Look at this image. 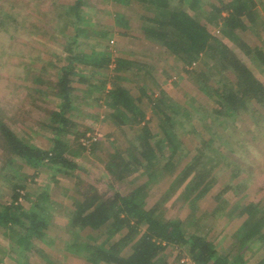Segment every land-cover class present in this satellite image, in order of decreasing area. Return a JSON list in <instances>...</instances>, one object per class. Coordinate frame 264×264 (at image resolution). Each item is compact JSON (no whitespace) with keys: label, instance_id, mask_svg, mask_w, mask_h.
<instances>
[{"label":"trees","instance_id":"16d2710c","mask_svg":"<svg viewBox=\"0 0 264 264\" xmlns=\"http://www.w3.org/2000/svg\"><path fill=\"white\" fill-rule=\"evenodd\" d=\"M90 1L74 0L63 12L67 18L63 30L67 42L62 45L63 60L55 65L57 77L33 80V88L58 99L56 110L51 111V124L47 126L50 135L46 137V145L27 143L15 132L12 124L0 116V150L12 162L33 170L35 178L51 170L54 180L59 174L76 180L82 191H76V197L72 198L67 226L71 229L69 240L72 239V247L86 256L88 264H181L182 256H186L191 264H246L247 254L252 252L249 246L264 243V211L260 209L261 205L238 202L229 212L231 215L241 209L239 215L244 231L240 254L234 261L230 254L218 253L208 231L201 227L190 230L201 217L202 200L214 186V183L208 184L202 190L212 160H205L204 155L196 150H186V131L182 128L187 121L193 120L192 114L186 105L160 91L159 86L158 92L146 96V109L140 96L125 92V83L129 82L127 75L138 76L139 69L134 70L135 62L124 57H115L111 61L109 59L113 55L107 52H103L105 58L102 61H89L90 57L96 56V52L88 54L83 48L90 39L101 38L110 45L118 28L124 31L131 29L127 20L119 16V20L109 28L98 29L96 23L93 31L88 30ZM112 2L125 7L136 4L149 36L161 39L164 59L178 62L200 91L205 92L201 81L206 83L208 75L220 72L222 81L216 83L213 93L226 114L235 118L245 116L251 110L250 105L252 110L264 114V82L225 41L239 43L237 36H246L252 31L264 32L254 12L257 7L255 0L220 1L219 6L211 5V12L200 0ZM209 25L217 28L220 35L212 33ZM119 34L127 36L122 32ZM240 48L251 61L257 60L252 57L250 45L243 42ZM258 61L264 67V57ZM89 68L103 70V73H98V84L91 87V94L97 106L101 102L106 105L109 111L106 119L115 127V132L120 133L119 137L115 133L110 134L104 143L94 142L93 151L106 152L107 159L103 163L111 177L124 179L117 171L119 158L123 157L135 175L146 178L126 195L113 185L100 189L74 174L80 166L73 159L69 138H74L81 149L86 148L81 143L85 135L77 132L71 114L77 110L75 101L81 98L77 85L90 84L84 75ZM107 69L111 71L109 75L104 73ZM259 71H264V68ZM147 110L150 120H147ZM183 154L190 156L191 160L180 169ZM229 174L235 181L241 172L230 170ZM161 181L171 182L170 186L151 205L148 203L149 188ZM180 188H183L182 196L187 197L186 204L190 210L187 217H173L161 212L162 204ZM232 188L225 187L227 191ZM26 190V186H15L9 199H0V234L11 239L19 250L16 253L21 255L14 263L7 257L14 255L13 250L8 255L0 253V264H38L29 259L34 252L48 264H53L52 257L45 251V248H50L48 240L54 226L49 190L45 188L29 209L21 202ZM175 249L180 251V255L172 262L170 257Z\"/></svg>","mask_w":264,"mask_h":264},{"label":"rangeland","instance_id":"374dc122","mask_svg":"<svg viewBox=\"0 0 264 264\" xmlns=\"http://www.w3.org/2000/svg\"><path fill=\"white\" fill-rule=\"evenodd\" d=\"M73 1L0 0V116L11 123L15 132L29 144L44 146L47 142L46 137L50 135L47 126L51 124V111L56 110L58 99L52 94L33 88V80L37 77L44 80L57 77L55 65L63 60L62 45L67 42L66 33L63 32L67 18L63 16V12L65 8L72 5ZM200 1L211 12V5L219 6L220 1L231 0ZM255 2L257 4L254 9L255 15L264 28V0H255ZM90 3L92 8L89 13L88 30L93 31L96 23H98V29L109 28L119 20V16L128 13L131 18H128L127 22L132 24L134 30L127 31L128 37L112 38L110 45L107 42L91 39L83 46L84 50L91 54L90 44L91 47L98 45L96 47L99 50L98 53L104 51L113 55L109 59L111 61L116 59L115 57L131 58L137 66H143L140 63L141 59L138 58L144 57L147 53L144 52L145 47L142 45L145 39L143 33L135 30L138 25H141L138 21L136 4L129 8L115 4L112 0H91ZM209 29L215 35H220L214 26L209 25ZM237 38L239 43L227 39L225 41L264 82V71H259L264 67L260 66L258 61L264 57V32L258 34L252 31L246 36H237ZM243 42L252 47V57L255 56L257 60L251 61L241 51L240 46ZM99 43L102 44L99 45ZM152 53L157 56L158 52ZM147 56L150 65L153 66L155 63L162 76L160 85L165 94L180 104L186 105L192 114L193 120L190 123L187 121L182 128L186 131L184 137L186 150H196L204 155L205 160H212L202 190H205L208 184L214 183V186L202 200L201 217L190 227V230L194 231L201 227L208 231L218 253H228L234 261L240 254V242L244 231L239 215L241 209H237L231 215L229 212L238 202L260 204V209L264 211V114L252 110L251 105V110L245 116L235 118L226 114L224 107L220 106L213 93L216 83L222 81L221 73L218 71L208 75V82H200L205 89V92H202L188 79V74L180 68L181 65L178 62L172 59L168 62L159 57ZM103 58L105 56L101 57L98 54L90 57L89 61L96 59L102 61ZM176 68L178 70H175ZM110 70H104V73L109 75ZM134 70L136 71L137 67ZM98 73H103V70L94 68L84 72L91 85H77L81 91V98L75 101L77 110L72 112L71 117L77 125L78 133L100 137L98 144H101L106 142L110 134L115 133L119 137L120 133L115 132V127L107 121L106 115L109 111L106 105L101 102V105L97 106L93 101L91 93L95 84H98L100 77ZM129 77L131 82H134V88L138 89L135 81L140 80L139 77L131 75ZM150 81L144 86V92L140 91L147 97L157 91L155 84ZM150 118L151 115L148 112L147 120ZM126 131L129 129L126 128ZM93 145L89 149H81L74 138H69V148L74 156L73 159L80 166V169L74 173L75 177H82L85 182L92 183L100 189L113 185L124 195L146 181V178L133 173V168L123 157L119 158L117 171L124 179L111 177L103 163V160L107 159L106 152L102 150L94 152ZM151 152L154 151L151 150ZM182 157L180 169L191 160L190 156L186 157L183 154ZM230 170L241 172L235 181H232ZM33 174V170L24 169L12 162L0 150V199H9L14 194L15 186H26L27 190L24 192L26 195L21 202L25 208L29 209L47 188L51 196L50 211L54 226L48 240L51 243L50 248H45V251L52 257L53 264H88L86 256L72 247V239L69 240L72 236L71 229L67 226L72 198L76 197V191H82V189H79L73 177L59 174L54 180L52 176L54 172L51 170H46L36 178ZM170 183L161 181L149 188L148 203L153 205L157 202L168 190ZM227 186L234 188L227 191L225 189ZM182 191L183 188H180L172 193L162 204L161 212L173 217H187L190 210L186 204L187 197L182 196ZM110 193L112 194L113 191ZM249 248L252 252L247 254L246 264H264V243L256 247L250 245ZM17 250L11 239L0 234V253L8 255L12 251L14 255L7 257L14 262L21 258V255L16 253ZM178 255L180 251L175 249L170 261L173 262ZM29 259L38 264H48L35 252ZM181 264L191 263L186 256H182Z\"/></svg>","mask_w":264,"mask_h":264},{"label":"crops","instance_id":"0c3cea01","mask_svg":"<svg viewBox=\"0 0 264 264\" xmlns=\"http://www.w3.org/2000/svg\"><path fill=\"white\" fill-rule=\"evenodd\" d=\"M127 7V6H126ZM129 7V6H128ZM130 8V7H129ZM123 13V12H122ZM136 14V13H135ZM137 15H138V21L140 22V24L141 25H138V27L135 29L136 31H140L141 33H143V35H144V37H145V39L143 40V46L145 47V51L144 52H146L147 53V55H149V56H151V57H159L161 60L162 59H164V57H163V53H162V48H161V46H162V41H161V39L160 38H158L159 36H155V37H151V36H149V34L147 33V31H148V28H145L144 27V25H143V23H144V20L142 19V17H139V13H137ZM123 17H124V19L125 20H127L128 18L130 19L131 17L129 16V13L128 14H124V15H122ZM127 23H129V22H127ZM129 25H130V27H131V29L130 30H134V27H132L131 25L132 24H130L129 23ZM127 31H129V30H123V29H117V34L115 35V37H117V38H123L122 36H120V32H122V33H125V34H127ZM146 31V32H145ZM119 32V33H118ZM152 33H154L153 31H152ZM160 34V33H159ZM162 35V34H161ZM160 35V36H161ZM129 35L127 34V36L126 37H128ZM91 40V39H90ZM94 40H98L97 38H95ZM102 40H101V38H99V42H101ZM98 42V41H97ZM145 43V44H144ZM100 44H102V43H99V45ZM92 45L90 44V49L92 50L91 52L92 53H94V52H96V54L95 55H100L101 57H102V54H103V52H100V53H98L99 52V50H97L96 49V47H98V45H93V47H94V49H93V47H91ZM102 47V46H101ZM105 49H106V47H105ZM95 50V51H94ZM152 52H158V53H156L157 54V56L155 55V53H152ZM147 55H144V57H142V56H139V58L138 59H141L140 60V63L141 64H143V66L142 65H138V67H137V64H136V66H134V67H137V69H139L138 70V76H136V77H139V79L140 80H138V81H135V83L137 84L136 86L138 87V89H135L134 87V82L132 83L131 81L132 80H130V75H127L128 76V78H129V82H126L125 83V87H126V89H124L125 90V92H127V93H133L134 94V96H137L138 98H139V96L143 99L142 100V105H144V107H145V109H146V106H147V97H146V95H144V94H142V93H140V91H142V92H144V86L147 84V82H149V80H151L150 82H152V83H154L155 84V89H157V86H159V88H160V91H162V92H164L163 91V88H162V85H160L161 83H160V81L162 80V76H161V74H160V72H159V70L157 69V67L155 66V63L153 64V66L152 65H150V63H149V61L147 60V58H148V56ZM104 59V58H103ZM137 58H136V60H138ZM129 60H131V61H133V59H131V58H129ZM134 62V61H133ZM143 62V63H142ZM149 66H151V67H149ZM91 68H89V70H90ZM131 76H133V75H131ZM148 78H149V80H148ZM147 79V80H146ZM161 79V80H160ZM158 92V91H157ZM144 114V113H143ZM147 114H148V110H147Z\"/></svg>","mask_w":264,"mask_h":264},{"label":"built area","instance_id":"2783aa9c","mask_svg":"<svg viewBox=\"0 0 264 264\" xmlns=\"http://www.w3.org/2000/svg\"><path fill=\"white\" fill-rule=\"evenodd\" d=\"M100 140H101L100 137L88 134L84 138L81 139V143L83 147H85L86 149H89L94 142H98Z\"/></svg>","mask_w":264,"mask_h":264}]
</instances>
